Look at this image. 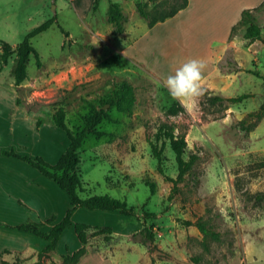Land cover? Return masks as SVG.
Returning a JSON list of instances; mask_svg holds the SVG:
<instances>
[{
    "label": "rangeland",
    "instance_id": "rangeland-1",
    "mask_svg": "<svg viewBox=\"0 0 264 264\" xmlns=\"http://www.w3.org/2000/svg\"><path fill=\"white\" fill-rule=\"evenodd\" d=\"M96 1L0 0V84L17 86L20 102L31 110L45 105L31 112L27 127L30 132L24 134L34 139L41 129L48 135L47 149L30 144L25 155L55 164L57 153L69 146L66 132L53 121L54 109L64 107L70 126L80 129L87 124L92 126L101 108L110 115L109 120L96 127L106 135H88L80 150L85 188L81 196L110 195L125 200L138 217L119 211L77 209L73 221L92 226L88 231V252L78 264H152L153 257L159 264H264V202L255 197L264 192V167L259 165L264 161V119L250 133L239 125L264 102V7L255 11L262 26V40L249 42L241 27L220 60L226 64L223 68L219 61L204 58L209 56L201 53L204 47L192 45L186 50L190 60L199 59L206 64L201 81L204 94L179 100L187 112L168 116L167 110L176 100L169 95L164 81L188 59L184 60L181 48H166L167 31L175 30L172 23L159 25L150 33L136 3L143 2L152 11L160 5L164 9L180 6L184 0ZM111 3H118L129 17L125 33H113L108 20ZM51 18H57L56 22L32 40L41 65L32 55L27 79L17 84L18 55L15 52L4 64L3 42L10 43L16 51L27 33ZM113 35H117L114 40ZM124 46L137 58L119 53ZM228 59L234 63L229 64ZM123 80L136 87L137 99L131 114L106 104ZM26 82L32 83L23 86ZM12 91H7L6 98L0 101V142L6 135L4 119L12 112ZM248 94L238 102L212 104L207 100L215 95L230 98ZM164 123L176 126L175 135L187 133L186 160L191 154L199 157L191 174L174 193L171 180L177 178L179 171L171 141L164 139V173L158 169L150 144L158 134L168 136L170 131L163 127ZM14 148L18 150V145ZM25 164L30 168L28 175L36 172L43 176L36 167ZM31 183L40 185L34 177ZM57 188L62 195L55 194L50 216H55L56 221L47 223L50 217L44 218L47 214L40 205L37 208L42 210L32 207L25 221L44 222L42 229L48 231L65 217L69 198ZM146 212L157 213L156 218L147 220L156 231L157 247L153 252L136 236L144 226ZM198 220L207 222L220 234L219 239L206 237L196 226L186 224ZM97 227H112L111 239L95 233ZM47 244L41 237L0 226L1 260L36 264L39 252ZM80 247L74 229H69L43 264L60 263L63 255ZM5 250L12 253H3Z\"/></svg>",
    "mask_w": 264,
    "mask_h": 264
},
{
    "label": "trees",
    "instance_id": "trees-1",
    "mask_svg": "<svg viewBox=\"0 0 264 264\" xmlns=\"http://www.w3.org/2000/svg\"><path fill=\"white\" fill-rule=\"evenodd\" d=\"M98 1V0H97ZM96 1V4H97ZM189 4V0H184V3L177 7H172L171 9H164L162 5L158 8L148 11L143 2H137V10L142 18H144L150 28L154 27L160 22H164L169 18L174 17L179 11L185 9ZM264 7V2L257 8L246 9L242 13L241 20L233 27L230 39L236 36V32L241 27H247L245 32V38L253 43L262 40V26L259 19L255 15L256 10H260ZM57 18H51L45 21L43 24L32 29L26 34L23 41L18 45L16 51L14 47L7 42H3L1 47L2 55L1 59L4 64L8 63L9 58L17 52L18 61L16 65V75L18 78L17 84L22 83L27 79L28 65L31 60V56L34 55L37 59L39 65H41V57L33 45V38L40 33L48 30L55 22ZM128 15L124 12L122 7L118 3H111L109 7L108 20L114 27V32L116 34L125 33V24L128 22ZM229 64H233L228 59ZM225 62L222 60L220 62V67L225 66ZM248 95H242L238 97H225L223 95L210 96L207 100L212 104L228 102H238L244 98L249 97ZM136 87L128 80H123L118 84L114 93L106 100V104L111 106H118L121 111H125L129 114L133 113V105L136 102ZM125 104V106H123ZM187 112V107L179 100L174 101L172 106L167 110L168 116H178L182 113ZM110 119V115L107 114L104 108H101L100 112L92 120V126L87 124L83 129L74 128L70 126L68 122L67 111L64 107L54 109L53 121L55 125L63 129L69 140L70 144L64 154L61 156L56 164H50L45 161L42 157H32L22 155L17 152L15 148H1L2 154L7 156H14L21 160L26 161L30 165L36 167L44 175L54 180L68 195L70 200V207L67 210L65 217L53 224L48 231L42 229L44 222L37 221H26L17 225H12L0 221V226H5L10 229H16L24 233H30L37 237L45 239L48 244L41 250L38 254V261L36 264H43V259L50 257L51 253L56 250L61 237L69 229H74L77 237L80 240L81 247L73 252L63 255V261L54 264H78L82 257H84L88 252L89 236L88 231L92 228L91 225L83 222L75 223L73 221V215L77 209H87L93 211H105V212H115L119 211L121 214L131 217H138L137 212L134 207L130 206L127 201L111 197L110 195H94L87 198L81 196V192L85 190L83 187V180L80 173V163L81 159V148L85 142L88 135L93 134L98 137L101 135H106V133L101 134V132L96 130V127L100 125L103 120ZM264 119V102L258 111L251 112L242 119L239 123L240 129L246 133L252 132ZM163 127L167 128L166 131H170L167 135L158 134L156 140L150 141L151 149L153 155L158 159V169L160 172L163 171V160H164V149H165V137L171 141V146L176 154V160L178 164L179 174L177 178H173L171 181L174 183V190L179 186V184L185 181L186 177L193 171L199 157L196 154H191L189 159L186 160L185 155L187 153L188 141L187 133H180L175 135L176 126L169 125L167 123L162 124ZM163 128H160L161 133ZM161 143V144H160ZM264 167V161L259 164ZM256 200L259 202H264V192H259L256 194ZM173 199V194L171 195ZM157 217L155 212H146L144 219L143 228L136 233L140 241L145 244L150 252L156 249V231L155 226L148 225L147 220L154 219ZM56 217L52 216L47 220V223H54ZM187 225L196 226L206 237H212L214 239H219L220 234L213 231L208 227L207 222L203 220L187 221ZM95 233L104 235L107 239H111L113 235L112 227L96 228ZM3 253L11 254V250H5ZM2 257V255H0ZM0 264H20V262H9L7 260H1ZM152 264H159L156 259L152 258ZM244 264V263H243Z\"/></svg>",
    "mask_w": 264,
    "mask_h": 264
},
{
    "label": "crops",
    "instance_id": "crops-1",
    "mask_svg": "<svg viewBox=\"0 0 264 264\" xmlns=\"http://www.w3.org/2000/svg\"><path fill=\"white\" fill-rule=\"evenodd\" d=\"M263 2L264 0H189V4L185 9L179 11L174 17L152 27L150 33L156 30L159 25L172 23L171 26L175 30L167 31L169 36L165 39L166 48H181L185 57L184 60L186 58L190 60L189 55L186 54V50H189L190 46L204 47V51L201 53H204V55L209 54L208 57L204 58L212 62H220L231 45L232 39H230V36L233 27L241 20L243 11L257 8ZM246 28L244 27L242 30L243 36ZM113 33H115L114 27ZM116 36L113 35L112 39H116ZM205 37L208 38V41L203 43L202 39ZM118 52L125 53L128 57L134 56L137 58L136 55L129 53L128 46L122 47ZM201 53H199V58L203 59L204 55L202 56ZM151 70L156 74V71ZM28 83L32 82H26L23 86H28ZM37 84L38 80L33 86L36 87ZM10 90H13L12 96H9L12 102V112L4 119V125L6 126L4 133L6 135L5 139L0 142V148L10 149L14 148V145L17 144V152L25 155L29 145L35 144L37 148L46 151L48 135L41 129L38 130L40 134L34 139L30 135L24 134V132H30L27 127L28 121L31 120V112H35V110H39L45 105H40L37 109L31 110L27 104L20 102L17 86L11 85L6 87L4 84H0V101L6 98L7 91L9 92ZM47 108L49 109V107ZM37 123L43 125L42 120H38ZM31 125L35 124L32 123ZM23 148L26 149L23 150ZM67 148L64 146L57 153L55 164ZM25 163L17 157L4 155L0 151V220L12 225H17L28 220L30 209L32 207L38 209L37 205L42 206L43 211L47 214L44 215V218L50 217L53 214L52 208H54L55 194L58 196L59 194L62 195L57 186L61 187L46 175L43 174L42 176L36 172L33 175H28L27 172L30 171V168ZM31 177L40 182L38 187H35V183H31ZM40 199L42 202L39 201Z\"/></svg>",
    "mask_w": 264,
    "mask_h": 264
},
{
    "label": "clouds",
    "instance_id": "clouds-1",
    "mask_svg": "<svg viewBox=\"0 0 264 264\" xmlns=\"http://www.w3.org/2000/svg\"><path fill=\"white\" fill-rule=\"evenodd\" d=\"M205 68L204 61L191 59L177 68L174 74L168 75L164 86L168 89L171 98L191 100L202 96L204 88L201 81Z\"/></svg>",
    "mask_w": 264,
    "mask_h": 264
}]
</instances>
